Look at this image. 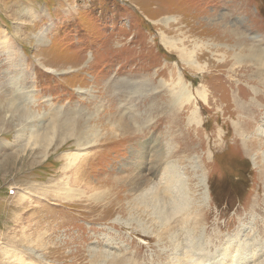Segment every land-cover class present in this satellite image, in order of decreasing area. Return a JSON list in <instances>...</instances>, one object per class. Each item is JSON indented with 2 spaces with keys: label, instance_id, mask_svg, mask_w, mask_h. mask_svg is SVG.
<instances>
[{
  "label": "rangeland",
  "instance_id": "rangeland-1",
  "mask_svg": "<svg viewBox=\"0 0 264 264\" xmlns=\"http://www.w3.org/2000/svg\"><path fill=\"white\" fill-rule=\"evenodd\" d=\"M251 46L264 0H0V264L263 263Z\"/></svg>",
  "mask_w": 264,
  "mask_h": 264
},
{
  "label": "bare ground",
  "instance_id": "bare-ground-1",
  "mask_svg": "<svg viewBox=\"0 0 264 264\" xmlns=\"http://www.w3.org/2000/svg\"><path fill=\"white\" fill-rule=\"evenodd\" d=\"M233 38L234 37H236L237 38V42H235V45L237 46V47H239L240 45H241V41L240 40H242V38L243 37H241V36H238L236 33H229ZM225 35H226V33H225ZM183 51V50H182ZM185 51V50H184ZM245 52H246V54L245 55H243V56H241V57H239V56H235L234 55V57H236L235 58V60L237 61V63H241L242 61H244L243 60V58H245L248 62H251V61H255V62H257L258 63V65H260V66H264V50H262V49H258V48H255L254 46H251V47H249V48H247V50H245ZM184 53V52H183ZM233 56V55H232ZM188 61V60H187ZM190 62H191V64H190ZM188 64V66H190L191 67V65H193V67H194V65H197V62L196 61H194V60H192V61H190ZM190 67H188V68H190ZM193 69V68H192ZM257 83V82H256ZM257 85V87L258 86H260V84H256ZM185 86V85H184ZM190 86V85H189ZM180 88V87H179ZM259 88V87H258ZM183 91H184V89H183ZM180 93V92H179ZM187 93V92H186ZM185 93V94H186ZM188 94V93H187ZM186 94V95H187ZM179 95H183V94H179ZM261 95V94H260ZM185 96V95H184ZM203 96V95H202ZM204 97V99H206V97L205 96H203ZM202 97V98H203ZM262 97V96H261ZM191 99V98H190ZM262 101H264V97H263V99H262ZM244 104V103H243ZM15 106V105H14ZM13 106V107H14ZM17 107V106H16ZM12 108V107H11ZM247 108V107H246ZM249 109V108H248ZM0 110H2V108H0ZM18 115V114H17ZM195 118V117H194ZM2 119H0V121H1ZM57 123H59V124H57ZM54 124H57L58 126L59 125H61V126H70V125H74V122L72 121V120H70V121H68V122H65V123H60L59 121H56ZM70 131H72L73 133H75L74 131H75V129L74 130H72V127H70L68 130H67V133L68 132H70ZM66 134V133H65ZM95 134L96 133H92L91 135H88L86 132H84V131H82V132H80V135L82 136V140H86L87 142H85L84 143V146H82L81 147V151L83 152H85L86 153V151L90 148V147H92V144H93V138L95 137ZM92 136H94L92 139L90 138V137H92ZM248 140V141H247ZM247 140H241V141H238V142H241L242 144H244L245 146H247V147H249V152H251V148H252V146L253 147H256V148H259V149H261V150H263L264 149V146H263V144H264V141H262V138H256V139H253V138H250V139H247ZM50 141V140H49ZM48 141V142H49ZM42 142H44V143H47V141H46V139H42V141H41V143ZM240 146H242L241 144L239 145V147ZM80 151V152H81ZM241 151V150H240ZM81 152V155H80V153H79V155L78 156H83L82 153ZM88 153V152H87ZM246 154V153H245ZM248 154V153H247ZM85 155V154H84ZM69 160L71 159L70 157L68 158ZM76 163V162H75ZM77 165H80L81 166V164L77 161V164H76V166ZM75 166V167H76ZM260 173L264 176V168L260 171ZM262 175H259L260 177L262 176ZM145 178V177H144ZM142 180H143V178H141ZM142 183V182H141ZM263 183H264V181H263ZM167 191L165 192V194L166 195H171L172 194V191L170 190V189H172V187H171V185H169L167 188ZM170 198V197H169ZM174 199H176V197H174ZM169 202H170V200H169ZM169 202H167V203H169ZM165 203V202H164ZM147 207L146 208H148V209H151V210H153L154 211V214H158V215H160V216H164V221H165V223H168V222H171L172 220H173V218L176 216V215H178V214H180V213H182L183 211H185L186 209H185V207L187 206V204H185V205H182V204H177V203H174V202H171V203H169V205H167V204H165V206L163 207V206H157V204H156V206H152V205H150V204H145ZM110 207V206H109ZM185 209V210H184ZM199 210V209H198ZM113 213V212H112ZM187 214H189V213H187ZM247 214V213H246ZM184 216V215H183ZM175 219V218H174ZM189 221V220H188ZM182 224H184V227H186L185 226V221L184 222H182ZM189 224H190V221H189ZM186 229V228H185ZM188 229V228H187ZM188 231V230H187ZM185 232V234H186V241H187V243H189V239H187L188 237H191L190 236V232L188 231V232ZM172 239H173V237H172ZM208 239V238H207ZM174 240V239H173ZM229 243V242H228ZM260 244V243H259ZM181 245V244H180ZM180 245H177V248H179L180 249ZM188 246L189 245H192V244H187ZM182 246V245H181ZM195 246V245H194ZM197 247V246H196ZM182 249H183V247H181ZM189 249V248H188ZM191 249H194L193 247L191 248ZM185 250V249H184ZM183 250V251H184ZM190 250V249H189ZM189 250H187V251H189ZM194 250H196V249H194ZM193 250V251H194ZM244 250V249H243ZM192 251V252H193ZM198 251V250H197ZM192 252H186L185 253V255H187V257L189 258V259H193V254H192ZM235 252H237V254H235L234 256H233V260H232V264H236L235 263V261H234V258L235 257H237L238 258V256H240L241 255V253H240V251H239V249L238 250H235ZM234 252V253H235ZM256 255V254H255ZM201 256H203V258L205 259H207V257H208V255L206 254V255H204V254H202ZM229 257V256H228ZM200 258V257H199ZM198 258V259H199ZM183 259V258H182ZM198 259H196V260H198ZM225 259V258H224ZM240 259V258H239ZM227 260H228V258H227ZM181 261V260H180ZM195 261V260H194ZM263 261V260H262ZM262 261H261V263H262ZM179 263V262H178ZM186 263H190V262H185L184 260L182 261V262H180L179 264H186ZM191 263H193V264H200V263H198V261H195V262H193V261H191ZM239 263V262H238ZM260 263V264H261ZM241 264V263H240ZM262 264H264V262L262 263Z\"/></svg>",
  "mask_w": 264,
  "mask_h": 264
},
{
  "label": "built area",
  "instance_id": "built-area-1",
  "mask_svg": "<svg viewBox=\"0 0 264 264\" xmlns=\"http://www.w3.org/2000/svg\"><path fill=\"white\" fill-rule=\"evenodd\" d=\"M10 195H13L14 194V192L13 191H10V193H9Z\"/></svg>",
  "mask_w": 264,
  "mask_h": 264
}]
</instances>
